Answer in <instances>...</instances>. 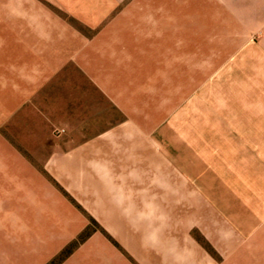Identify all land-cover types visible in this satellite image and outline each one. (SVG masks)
<instances>
[{
  "label": "crops",
  "instance_id": "0c3cea01",
  "mask_svg": "<svg viewBox=\"0 0 264 264\" xmlns=\"http://www.w3.org/2000/svg\"><path fill=\"white\" fill-rule=\"evenodd\" d=\"M262 9L0 0V216L93 217L62 264H264Z\"/></svg>",
  "mask_w": 264,
  "mask_h": 264
},
{
  "label": "rangeland",
  "instance_id": "374dc122",
  "mask_svg": "<svg viewBox=\"0 0 264 264\" xmlns=\"http://www.w3.org/2000/svg\"><path fill=\"white\" fill-rule=\"evenodd\" d=\"M262 11L264 13V9H262ZM6 138L11 142H15L12 136ZM2 187L4 198L12 196L11 184L5 183ZM8 197L4 199L5 209L2 210L5 214L0 216V228L4 229L0 230V264H62L80 245L100 228L99 223L93 219V217H86L89 223L87 229L80 233L65 248L57 249L52 244H55L56 241H60L61 234L63 235L61 232L48 230H17L19 225L16 224V222L20 217L16 214L18 210L12 206L13 200L8 199ZM180 219V222L184 225V220L188 219V217H180ZM20 227L23 226L20 225ZM40 227L49 228V226ZM104 234L107 233L104 232Z\"/></svg>",
  "mask_w": 264,
  "mask_h": 264
}]
</instances>
